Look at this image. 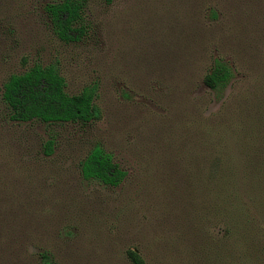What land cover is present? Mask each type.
Here are the masks:
<instances>
[{"label": "rangeland", "instance_id": "1", "mask_svg": "<svg viewBox=\"0 0 264 264\" xmlns=\"http://www.w3.org/2000/svg\"><path fill=\"white\" fill-rule=\"evenodd\" d=\"M57 1L0 0V89L54 63L67 93L95 84L99 116L17 121L0 90V264H264V0H86L71 41ZM95 143L118 185L82 176Z\"/></svg>", "mask_w": 264, "mask_h": 264}, {"label": "trees", "instance_id": "2", "mask_svg": "<svg viewBox=\"0 0 264 264\" xmlns=\"http://www.w3.org/2000/svg\"><path fill=\"white\" fill-rule=\"evenodd\" d=\"M113 0H105L111 3ZM86 0H59L47 6L55 34L64 41L77 39L84 33L83 9ZM233 77L232 66L216 58L204 83L220 93ZM66 82L54 63L37 61L21 73H13L2 84L1 97L9 107V117L17 121L38 120L44 123H86L99 116L94 103L95 84L84 87L79 93L69 94ZM54 138L46 140L47 153L52 151ZM80 171L85 179H93L104 185L116 186L125 171L113 159L111 152L95 143L80 161ZM134 264H144L136 250H128ZM41 264H51L47 252L41 253Z\"/></svg>", "mask_w": 264, "mask_h": 264}]
</instances>
